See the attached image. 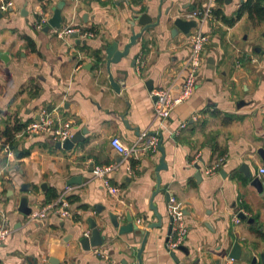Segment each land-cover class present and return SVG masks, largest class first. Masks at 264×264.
<instances>
[{"label": "crops", "instance_id": "1", "mask_svg": "<svg viewBox=\"0 0 264 264\" xmlns=\"http://www.w3.org/2000/svg\"><path fill=\"white\" fill-rule=\"evenodd\" d=\"M60 1L52 0V7L44 9L41 0H14L0 17V211L11 229L0 244L3 264L36 260L48 264L50 257L60 264H138L141 234H120L109 212L120 215L121 224L129 212L141 228L158 221L150 202L162 153L141 154L133 175L127 169L132 159L117 152L110 139L118 136L127 145L144 146L159 133L167 168L160 171L162 189L153 202L162 223L150 232L143 263L264 264V192L251 184L255 177L264 184L260 173L264 161L258 153L264 148V19L245 12L228 23L238 12V0H165L163 12L172 5L173 18L206 7H211V15L202 23L195 20L197 26L189 35L173 33L164 16L165 23L145 32L127 57L111 65L113 76L125 80L116 92L108 78L106 48L119 41L122 49L134 17L149 8L155 18L161 0H64L61 27L91 29L96 32L93 38L76 34L60 38L54 28L49 32L36 28L40 12L49 9L51 15ZM198 28L208 41L195 92L174 108L168 120H161L155 114L153 92L171 86L177 94L191 49L190 35ZM139 56L144 59L141 70L136 68ZM43 108H56L71 118L75 133L86 131L83 138L68 150L22 130L8 157L3 149L7 125L15 118L26 124ZM23 151L29 154L18 156ZM221 157L225 160L218 172L204 175V168ZM112 162L119 164L109 177L119 188L117 195L93 175L95 165ZM197 164L200 180L195 177ZM75 176L81 177L80 183L68 185ZM23 184L27 191H22ZM67 186L72 187L67 196L76 197L69 201L70 218L50 214L38 219L20 212L23 196L36 211L48 203L49 189L59 197ZM167 194L175 198L173 209L183 211L188 226L186 240L174 255L166 249L171 224ZM240 212L249 219L236 222ZM90 218L96 220L104 240L85 250L80 239L91 234ZM236 242L242 247L239 259L230 256Z\"/></svg>", "mask_w": 264, "mask_h": 264}, {"label": "built area", "instance_id": "2", "mask_svg": "<svg viewBox=\"0 0 264 264\" xmlns=\"http://www.w3.org/2000/svg\"><path fill=\"white\" fill-rule=\"evenodd\" d=\"M245 0H238L239 7ZM14 6V0H0V12L4 13ZM50 9V7H49ZM42 10L38 19L36 20V28L43 30L49 23L51 17L50 10ZM211 15V7H206L204 9H195L188 12H183L181 16L188 20H197L199 23L205 21ZM55 33L60 38H65L69 35L76 34L80 38H93L96 32L91 29H85L84 27L77 25H70L67 27L54 28ZM208 41V36L204 34L199 28L190 35L191 49L185 65V74L183 77V82L180 84L177 94L173 92V87L167 86L159 88L153 92L155 97L154 109L155 114L161 120H168L171 116L174 108L188 101L194 94L197 80L200 73V68L203 62V51L205 44ZM136 68L141 70L144 66V59L139 56L136 59ZM185 127V123L181 125ZM23 132L28 135H41L51 139L53 142H64L71 139L75 134L74 121L60 114L56 108L47 109L43 108L38 117L31 120L25 126ZM146 135V133H144ZM158 137H152L148 144L144 146H139V143H134L131 145L125 144L122 139L118 136H113L110 139V145L119 152L126 159H138L143 153L157 152L159 150ZM4 152L8 157L13 155V150L11 146L6 143L4 144ZM199 159V155L197 156ZM196 161L198 162V160ZM225 157L219 158L214 161L210 166H206L203 170V174L206 176L215 174L220 169L223 164ZM119 167L116 162L108 164H97L93 168V175L97 178L102 179L104 186L112 195H117L119 188L114 186L110 181V174L114 172ZM128 172L130 174H135V169L133 165L130 164L128 167ZM260 173L264 174V167L260 168ZM72 187L67 186L66 190L62 195L56 198L52 202H48L42 205L38 210L32 211L29 215L31 218L46 219L50 214H55L60 218H70L71 211L69 209V200L67 199V194L71 191ZM176 200L173 197L169 199V211L172 217V230L167 236L166 249L168 252L172 253L176 249L180 248L187 237L188 226L185 221V216L182 210H174L173 206ZM139 223L141 219L137 220ZM236 222H240L239 216L235 217ZM11 229L9 225L8 218L5 213L0 211V244H2L10 235ZM111 264H123L121 262L113 261Z\"/></svg>", "mask_w": 264, "mask_h": 264}, {"label": "water", "instance_id": "3", "mask_svg": "<svg viewBox=\"0 0 264 264\" xmlns=\"http://www.w3.org/2000/svg\"><path fill=\"white\" fill-rule=\"evenodd\" d=\"M164 2H165V0H161L160 6L158 7V11H157V16L155 18L149 14V12H148L149 8H147L145 13L140 14V15H136L134 17V19L131 21V25H132L131 32L132 33L129 36L128 42L125 43V45L123 46L122 49L119 48V41L113 42L112 44H110L106 48V68H107V72H108V78H109L111 85L116 90V92H120L121 89L125 86V80L120 79V78H116L113 76L112 71H111V65L114 63L115 64L119 63V62H121V60L124 57H127L130 54L131 48L137 44L138 40L144 35L145 32H147L148 30H150L152 28L158 27L162 23L166 22V24H170L173 26V28H172L173 33L182 32L184 34L189 35L191 29L194 28L195 26H197V22L195 20H188V19L183 18L182 16H177V17L173 18V16H172V5L170 7H168L163 12ZM64 5H65V1L61 0L53 8L52 15L49 19V23L43 29L45 32H49V30L51 28H60L62 26ZM2 16H3V13L0 12V17H2ZM164 16L167 17L165 22H163ZM137 26L141 27V29L138 31L136 30ZM2 57H4V56H2ZM134 63H135V61H134ZM148 90L150 92H152L153 87L151 85H148ZM1 111L2 110L0 109V112ZM85 132H86L85 130L78 131L74 134V136L71 139H68V140L64 141L63 143L60 141H58V142L51 141V142L57 148H65V149L70 150V149H73L74 145L79 141V139L83 138V135L85 134ZM153 135H156V133H153ZM158 135H159V139H160L159 140L160 141L159 142V150L162 153V156L159 160V164L156 167L157 185H156L155 191L152 194V198H151V202H150V209L153 210L158 221L149 223L146 228H141L139 226V224L133 219V217L131 216V214L129 212H126L125 217L127 219V222L125 224H121L120 215L115 214L114 212H109L110 222L115 228L119 229L120 234H128V233H132V232H135V233L137 232V233L141 234V246L137 250L138 264H144L143 259H142V253L145 249V246H146V243L148 241V237L150 235L151 230L154 228H159L161 226V223H162V216L158 212V208H157V206L154 205V202H153L155 195L158 194L160 192V190L162 189L161 188L160 171L167 168V163L165 161L166 153H165V148L163 146V135H162V133H159ZM258 153L260 154V156L262 157V159L264 161V148H259ZM245 166H247V165H245ZM196 168L198 169V172L196 173L195 177L200 180L202 178V174H201V170H200L201 166L199 164H197ZM245 173L249 177L252 175V173L250 171L247 172L245 170ZM80 181H81V177L75 176L70 182H68V185L73 184L75 182L80 183ZM251 184L260 193L264 192V184L259 177L253 178L251 181ZM44 185L45 184H43V187H42L43 190L45 187ZM27 189L28 188L26 186H24V184H23L22 191H27ZM169 199H170V195L167 194V200L169 201ZM19 210H20V212H22L23 214H25L27 216H29L32 213L33 209L29 206V199L27 196H23L21 198L20 203H19ZM239 217L242 219H249L248 216L244 212H240ZM143 220L147 221L148 217L146 215L143 216ZM170 220H171V224L169 225L167 236L171 233V230H172V217L170 218ZM89 223H90V227H91V234L85 235L80 239V243L85 250H90L92 247H97V246L101 245L103 243V240H104V236L101 234V231L97 226L96 220L90 218ZM241 254H242V247L238 242H236L234 244V247L232 249L230 256L234 259H239ZM172 255H174L173 252H172ZM262 258L264 260V254H262ZM30 264H41V263L36 260L34 262H31ZM48 264H60V261L54 257H50L48 259Z\"/></svg>", "mask_w": 264, "mask_h": 264}, {"label": "trees", "instance_id": "4", "mask_svg": "<svg viewBox=\"0 0 264 264\" xmlns=\"http://www.w3.org/2000/svg\"><path fill=\"white\" fill-rule=\"evenodd\" d=\"M41 1L43 2L44 9H47L49 8V6L52 5V0H41ZM245 12H249L251 16H253V13H256L259 16H261L262 19H264V0H245L240 5L235 17L228 19V23L230 24L235 23L238 19H240L243 16ZM96 56H97V60L101 62L102 57L100 55H96ZM26 125L27 123L26 124L22 123L21 120L18 118H15L11 124L7 125L6 130H5L6 143H8L12 149L13 148L14 150L16 149L14 145L16 134L24 130ZM28 154H29V151H23L21 153L18 152V156H24ZM135 163H136V160L133 159L132 165H134ZM56 198H58V193H56L53 189H49L46 193V201L51 202ZM74 198L76 197L75 196L67 197L69 201L73 200ZM0 264H3L1 259H0Z\"/></svg>", "mask_w": 264, "mask_h": 264}]
</instances>
